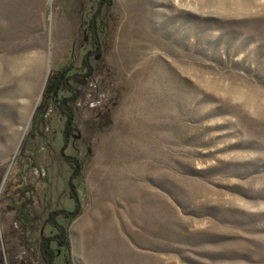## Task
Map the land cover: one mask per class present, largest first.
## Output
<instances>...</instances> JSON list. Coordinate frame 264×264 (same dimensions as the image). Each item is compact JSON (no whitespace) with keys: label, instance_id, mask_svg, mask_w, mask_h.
Instances as JSON below:
<instances>
[{"label":"rangeland","instance_id":"rangeland-1","mask_svg":"<svg viewBox=\"0 0 264 264\" xmlns=\"http://www.w3.org/2000/svg\"><path fill=\"white\" fill-rule=\"evenodd\" d=\"M0 0V264H264V0ZM64 93L62 88L58 94ZM46 94V95H45Z\"/></svg>","mask_w":264,"mask_h":264},{"label":"trees","instance_id":"trees-1","mask_svg":"<svg viewBox=\"0 0 264 264\" xmlns=\"http://www.w3.org/2000/svg\"><path fill=\"white\" fill-rule=\"evenodd\" d=\"M111 0H100L99 8L95 11V14L90 20V31H91V44L92 49L85 53L81 61V72L73 73L72 75H64L63 71H58L57 78L54 81H49L46 87V93L48 90L52 89L54 96V103L56 109L65 117V124L62 131L63 137V149L62 154L64 160L71 166L72 172L70 176V183L77 179L81 175V163L80 161L71 155H67L65 150L69 146V143L74 137L77 128L75 127V112L74 104L79 98V91L75 88L74 83L81 85L87 84L88 80L93 75V68L91 63V58L93 56H98L101 54L100 45V35H99V25L98 17L102 13V8L104 4H109ZM62 88L64 93L58 94V89ZM46 95V94H45ZM71 197L75 200V208L72 211L65 209L51 210L49 212L48 223L55 229V232L43 236L40 240L38 250L40 253V258L43 264H57L56 262V251L52 244L57 243L59 245H65L68 238V233L66 227L56 221L55 216H66L67 218H75L81 212L80 200L76 191L71 190Z\"/></svg>","mask_w":264,"mask_h":264}]
</instances>
